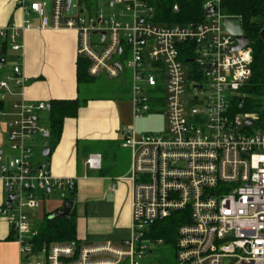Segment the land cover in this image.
Returning a JSON list of instances; mask_svg holds the SVG:
<instances>
[{"label": "built area", "instance_id": "2783aa9c", "mask_svg": "<svg viewBox=\"0 0 264 264\" xmlns=\"http://www.w3.org/2000/svg\"><path fill=\"white\" fill-rule=\"evenodd\" d=\"M107 1L96 12L83 8L69 16L72 0L69 9L67 0H53L51 17L39 0L18 4L27 28L36 14L42 29L76 31L78 55L90 61L93 78H120L124 68L114 57L128 50L134 120L166 113L168 128L161 134H137L135 126L121 129L122 147L132 155L130 176L119 178L131 185L127 240L120 246L54 243L36 252L32 240L38 230L26 210L38 208L44 192L57 190L66 197L75 185L32 165L34 137L49 134L36 116L46 103L23 98L15 103L9 141L16 155L5 159L0 153V179L14 199L0 215L15 230L19 264H141L165 244L155 237L154 224L175 214L182 221L175 264H264V133L248 125L255 115L236 109L243 105L241 89L252 76L251 46L234 50L238 42L224 26L231 16L223 12L222 0L203 3L202 20L185 26L157 20L160 0ZM172 10L180 12L177 1ZM9 30L0 29V38H10L12 49L22 51L19 34ZM93 35L104 46L100 52ZM13 73L0 80V99L12 94L11 82L19 89L26 86L20 65ZM101 162L100 154H92L87 166L100 169Z\"/></svg>", "mask_w": 264, "mask_h": 264}, {"label": "crops", "instance_id": "0c3cea01", "mask_svg": "<svg viewBox=\"0 0 264 264\" xmlns=\"http://www.w3.org/2000/svg\"><path fill=\"white\" fill-rule=\"evenodd\" d=\"M26 19L18 0H0V29L10 28L9 34L13 31L18 33L17 43L23 46L22 51L16 52L10 38H0V80L13 76L16 65H20L28 79L24 89L11 82L12 94L0 99L3 101L0 109V151L6 159L11 157L5 156L4 147L7 142L10 145L9 132L15 103L22 98L34 104L46 103L47 109L37 111L36 116L38 124L50 131L48 107L51 101L78 97L84 100L81 98L82 87L79 88L77 82L78 33L74 30L42 29L36 14L31 15L30 27L27 28ZM86 99L88 102L79 109L75 118L65 119L58 142L50 133L43 137L50 139L46 148L54 145V149L50 156L43 155L45 161L33 155L32 165L34 168L45 167L55 178L74 182L76 195L71 213L76 216L79 243L95 245L110 242L120 246L131 235V185L128 180L119 178L130 176L132 155L123 151L127 149L122 147L121 129L131 123L133 106L131 110L129 103L116 95ZM44 112L49 114V126L40 123V114ZM1 117L6 119L3 121ZM92 154L102 156L100 169L87 166ZM119 159L126 160L125 177L116 172ZM47 193L51 192L41 194L36 209L41 208ZM5 203L4 183L0 179V209ZM64 203L62 196L61 201H56L49 209L47 205L43 206L42 221L45 214L61 209ZM41 223L31 225L38 230ZM12 229L0 215V264L20 263V245Z\"/></svg>", "mask_w": 264, "mask_h": 264}, {"label": "trees", "instance_id": "16d2710c", "mask_svg": "<svg viewBox=\"0 0 264 264\" xmlns=\"http://www.w3.org/2000/svg\"><path fill=\"white\" fill-rule=\"evenodd\" d=\"M177 1L180 5V12L175 14L172 10ZM157 20L171 21L181 26L195 24L203 18V0H160L157 9ZM222 10L227 16L237 17L245 36L251 39L253 50L252 76L242 87L243 105L239 112L253 114L256 116L253 121L254 130L264 133V0H222ZM90 61L80 57L77 61V82L79 88L83 85L88 89L93 86L97 78L89 75ZM88 102L79 97L74 100H54L49 104L51 129L50 136L58 142L60 139L66 118H75L79 109ZM3 101H0V109ZM253 131V130H252ZM54 145L50 147V155ZM49 155V156H50ZM76 191L73 190L64 197V201H75ZM53 213L45 214V217L38 228V235L32 240L36 252L53 243H75L77 240L76 216L72 212L66 217H53ZM182 221L179 214L169 219L154 224L156 228L155 237L163 239L166 245H176L178 228ZM12 234L15 230L12 229ZM12 235V236H13Z\"/></svg>", "mask_w": 264, "mask_h": 264}, {"label": "rangeland", "instance_id": "374dc122", "mask_svg": "<svg viewBox=\"0 0 264 264\" xmlns=\"http://www.w3.org/2000/svg\"><path fill=\"white\" fill-rule=\"evenodd\" d=\"M45 4L46 15L51 17L53 12V0H39ZM209 0H203L204 3H207ZM107 0H72V9L68 13L69 16L77 14L78 10L81 8H86L88 12H96L102 7H106ZM79 7V8H78ZM118 8V7H116ZM115 8V9H116ZM168 21V20H167ZM92 42L94 45V49L97 51H102L104 46L100 44V37L98 35L92 36ZM131 59V54L127 50L122 56H115L114 61H120L123 65L124 71L122 72L120 78L118 79H110L106 76H102L98 78L93 86L88 89L86 86H82L81 90V98H95L98 96L107 97V96H118L122 100H126L129 103L130 109L132 110V102H131V68L128 65V61ZM248 114V113H246ZM6 118L1 117V120H5ZM49 114L44 112L40 114V123L45 126H49ZM135 126V131L137 134L144 133H153V134H161L165 132L168 128V120L166 113H149L144 115L142 118L137 120H133V115L131 116V123L128 127ZM50 144L49 138H43L39 135L35 136L33 139V147H34V155L40 161H45V157L43 156V150L45 149L44 143ZM127 155H131L130 150H123ZM5 156H11L10 158L15 156V153L10 149V145L7 142L4 147ZM6 159V158H5ZM126 160L119 159L118 167L116 168V172L118 175L122 177L126 176ZM63 196V192L53 190L51 193L46 194V199L43 202L41 208L35 210H26V212L30 215V221L32 225H38L42 222V211L43 206L47 205L48 209L55 203L56 201H61ZM8 194L5 192V202L7 201ZM49 201V202H48ZM47 212V211H46ZM44 213V211H43ZM42 261H46L45 255L41 257ZM141 264H175L176 263V249L172 244L170 245H158L154 248L151 254H147L143 259H141Z\"/></svg>", "mask_w": 264, "mask_h": 264}, {"label": "water", "instance_id": "95a60500", "mask_svg": "<svg viewBox=\"0 0 264 264\" xmlns=\"http://www.w3.org/2000/svg\"><path fill=\"white\" fill-rule=\"evenodd\" d=\"M67 2H68L67 9H69L71 0H67ZM213 11H215V8L209 10L207 12V14L210 12H213ZM224 26H225L226 30L231 35L236 37L238 45L234 48V50H240L246 46L251 45V43H252L251 39L244 35L242 27L239 24V19L237 17H226L224 19ZM104 38H105V34L103 33V39ZM120 51H121V49H120ZM247 123H248V125H252L253 121L249 119L247 121ZM46 136H48V135H46ZM0 153H1V151H0ZM49 154H50V149L49 148L44 149L43 155L45 157H48ZM13 199H14V195H10L8 200L6 201L5 205L12 203ZM73 207H74V201H67L64 203L63 207L55 213V215L53 217H57V218L66 217L71 213V211L73 210ZM0 212H1V209H0Z\"/></svg>", "mask_w": 264, "mask_h": 264}]
</instances>
